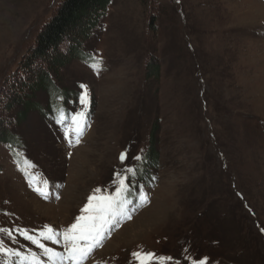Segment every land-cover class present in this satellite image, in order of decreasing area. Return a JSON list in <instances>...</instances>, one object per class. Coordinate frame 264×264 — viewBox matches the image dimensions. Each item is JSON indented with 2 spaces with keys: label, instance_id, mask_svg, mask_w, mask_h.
<instances>
[{
  "label": "rangeland",
  "instance_id": "374dc122",
  "mask_svg": "<svg viewBox=\"0 0 264 264\" xmlns=\"http://www.w3.org/2000/svg\"><path fill=\"white\" fill-rule=\"evenodd\" d=\"M61 2L0 0V228L15 237L0 233L6 245L47 260L17 229L68 228L135 167L131 219L85 264H139L135 252L154 253L151 264H264V0H112L27 68ZM81 85L90 126L69 144ZM8 132L17 144L2 141Z\"/></svg>",
  "mask_w": 264,
  "mask_h": 264
},
{
  "label": "snow or ice",
  "instance_id": "6c2138e0",
  "mask_svg": "<svg viewBox=\"0 0 264 264\" xmlns=\"http://www.w3.org/2000/svg\"><path fill=\"white\" fill-rule=\"evenodd\" d=\"M93 59L94 62L91 67L99 73L103 70V60L99 57ZM81 88L83 89L80 95L82 109L71 116V123L66 125L64 129L69 144L73 142V138L75 143H80V137L85 127L90 126L87 124V108L90 104V95L87 85H81ZM58 122L62 124L65 122L63 113ZM126 159L127 152L121 153V162ZM133 159L142 161L143 156L137 155ZM138 171L139 169L135 167H126L118 172L116 174L115 193L104 196L94 194L89 197L82 214L77 217L73 224L62 231L53 229L51 226H45L44 229L39 230L38 235H32L28 229H17L26 240L38 246L47 260L41 259V256L31 249L24 252L18 248L7 246L2 236H0V256L3 257L0 259V264H85L94 250L102 246V242L110 234L113 225L118 224L121 219H131V213L135 209L128 207L132 201L128 199L130 195L129 185L125 181L128 180V173L135 176ZM36 190L41 195L46 194L39 188ZM96 191L100 190L97 189ZM139 200L141 205L149 202L146 193H141ZM0 233L7 235L9 240L15 239L9 229L0 228ZM41 238L54 241L56 244H62L63 251L48 247L41 242ZM133 256L139 260V264H151L153 258H155V254L151 252H135ZM156 259L171 261L172 257H159ZM207 259L205 257L198 262L193 261V264H207Z\"/></svg>",
  "mask_w": 264,
  "mask_h": 264
},
{
  "label": "trees",
  "instance_id": "16d2710c",
  "mask_svg": "<svg viewBox=\"0 0 264 264\" xmlns=\"http://www.w3.org/2000/svg\"><path fill=\"white\" fill-rule=\"evenodd\" d=\"M111 1L112 0H62L56 14L49 20V22L46 23L44 29L36 39V46L34 47L33 54L27 59L25 66L30 68L37 59L44 57L48 50H58L64 38L71 33V30L81 20H84L85 18L87 20L91 19V21L95 20L93 21L95 23L97 21V17L100 16L99 14L104 13ZM94 23H89L91 28ZM152 24H154L153 19ZM88 31L89 29L85 30L83 38L87 36ZM77 46L78 49H80L79 44H77ZM159 71L160 66L158 64L151 67L152 74L158 75ZM13 94V97L16 96V99L21 97L16 92ZM29 107L30 106L27 105V108L19 113V117H23L25 114L27 115V109H29ZM155 127L157 128V125L154 126V129ZM16 140L17 137H14L9 132L2 137V141L5 143L14 142L17 144ZM155 140V136H153L152 141ZM153 149L154 144L152 150Z\"/></svg>",
  "mask_w": 264,
  "mask_h": 264
},
{
  "label": "bare ground",
  "instance_id": "6f19581e",
  "mask_svg": "<svg viewBox=\"0 0 264 264\" xmlns=\"http://www.w3.org/2000/svg\"><path fill=\"white\" fill-rule=\"evenodd\" d=\"M4 1H6V0H4ZM1 4H3V3H1Z\"/></svg>",
  "mask_w": 264,
  "mask_h": 264
}]
</instances>
